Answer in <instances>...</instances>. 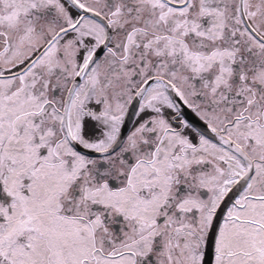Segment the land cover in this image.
I'll return each instance as SVG.
<instances>
[{"label":"snow or ice","instance_id":"6c2138e0","mask_svg":"<svg viewBox=\"0 0 264 264\" xmlns=\"http://www.w3.org/2000/svg\"><path fill=\"white\" fill-rule=\"evenodd\" d=\"M0 264H264V0H0Z\"/></svg>","mask_w":264,"mask_h":264}]
</instances>
